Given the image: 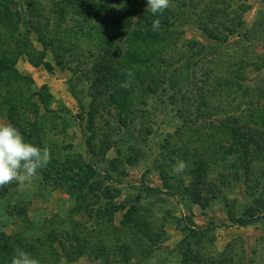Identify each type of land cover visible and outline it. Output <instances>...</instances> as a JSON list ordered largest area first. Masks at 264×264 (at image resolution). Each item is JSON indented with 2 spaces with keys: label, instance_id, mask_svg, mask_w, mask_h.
<instances>
[{
  "label": "rangeland",
  "instance_id": "1",
  "mask_svg": "<svg viewBox=\"0 0 264 264\" xmlns=\"http://www.w3.org/2000/svg\"><path fill=\"white\" fill-rule=\"evenodd\" d=\"M36 1L42 4L41 19L24 25L67 27L66 21L54 20L58 0ZM82 1V8L95 3ZM137 1L135 9L146 8L147 0ZM181 1L186 4L183 17L176 14L173 0L167 8L179 17L174 31L182 32L170 49L173 59L185 57L175 72L181 82L159 85L150 93L132 88L119 107L95 71L58 66L53 53L30 34L51 69L40 60L33 67L23 58L15 67L39 91L42 101H34L40 110L52 111L40 139L51 159L30 184L12 181L1 187L0 264H12L19 251L37 264H196V259L198 264H264V210L255 206L241 177L237 182L224 179L229 162H211L207 174L198 173L210 162L206 148L211 141L218 143L214 127L225 117L255 130V108L264 107V13L258 27L254 20L243 29L247 0H194L190 6ZM66 8L70 16L72 10ZM192 42L199 45L189 48ZM88 48L82 47L79 57L63 53V58L81 57L91 67ZM0 124H7L4 116ZM243 138L255 140V135ZM252 167L254 176L255 167L264 172L263 162ZM131 212L136 216L124 220ZM228 212L251 223L231 225ZM112 227L122 230L117 242ZM145 231L158 239L146 241L140 235ZM98 242L119 246L117 256L97 259ZM124 242L128 248L142 247L136 249L137 259L123 261L118 255L124 253Z\"/></svg>",
  "mask_w": 264,
  "mask_h": 264
},
{
  "label": "trees",
  "instance_id": "2",
  "mask_svg": "<svg viewBox=\"0 0 264 264\" xmlns=\"http://www.w3.org/2000/svg\"><path fill=\"white\" fill-rule=\"evenodd\" d=\"M173 1L178 5L176 14L183 17L185 11L181 8L186 4L181 0ZM186 1L190 6L194 0ZM41 2L49 3V0H41ZM57 3L58 8L54 13V20L66 21L68 25L64 29L60 26L56 27L59 29H48L47 27L42 29L36 25L31 27L24 25L27 20L41 19L42 7L40 5L42 4L36 0H0V116L5 117L7 124L15 126L27 141L41 146L40 139L45 134L44 126L50 120V113H52L44 106L43 110H40L34 101L35 98L42 101L39 91L34 90L33 81L28 76L19 73L15 67L18 60L23 58L33 67H37L38 60H40V64L45 69L49 71L51 69L47 63L43 62L44 53L39 55L40 51H36V47L28 39L31 33L37 35V42L44 51L48 49L53 53L58 66L67 65L69 67L73 64L82 72L93 74L95 71L97 80L106 88L105 94L110 96L111 102L116 107L125 104L123 102V97L125 100L127 97L125 92L131 91L132 88L138 92L150 93L159 85L181 82V79H177L178 74L175 72L181 69L180 63L184 62L185 57L182 56L178 61L173 59L170 57L172 54L170 49L178 45L182 32L174 31L175 21H178L179 17L170 10L165 9L163 13L158 14L161 26L159 30L154 31L152 21L155 17L147 6L143 10L135 9L133 6L138 3L137 0H95L93 6L83 8L80 5L83 3L82 0L78 3L76 0H58ZM66 6L72 10L70 16L68 13L65 14ZM102 17L107 21L106 23ZM99 18L102 21L99 20L97 24ZM42 20L48 22L49 19L42 17ZM256 26L258 27L257 24L255 28ZM201 29L205 31L204 34L208 39L216 41V38L210 36L202 26ZM47 31L49 34H46ZM83 41H86L87 46H84ZM197 45L199 44L194 42L188 44L189 48ZM82 47H90L84 51L93 60L91 67L84 66L88 62H81V57L77 59ZM203 48L201 46V49ZM63 53L77 57L70 62V60H64ZM69 91L73 97L77 98L74 86H69ZM201 93L204 94V92ZM116 98L120 99L116 100ZM249 113L250 119H254L251 116L253 112ZM230 119L225 117L223 123H218L219 126L214 127L216 134L213 133V136L218 139V143H212L210 140L206 148L210 162L203 167L204 172L198 173L201 176L207 174L205 168H208L211 162L222 164L229 162L226 165L230 172L224 179L237 182L241 177V183L255 198V206L264 210V172H260V169L255 167L254 176L252 167L254 162L255 164L263 162L264 167V107L255 108V130L246 122L238 126ZM210 132H213V128ZM246 134L255 135V140L254 138L244 140L243 137ZM258 136L261 138H256ZM249 157L251 159L247 160ZM4 192L0 187V197ZM130 209L134 210L132 207ZM132 212L126 217L124 215V220L130 218L132 220L136 216ZM228 216L231 225L247 226L251 223H242L239 218V220L233 218L229 212ZM245 217L250 218L248 214H245ZM224 227L227 226L224 225ZM111 230L114 236L113 241L117 242L116 234L122 230L115 227ZM197 232L195 230V233ZM162 233H164L163 230ZM127 234L129 235V231ZM140 235L142 238L145 237L146 241L154 240V242L159 237L158 234L152 237L148 231ZM136 243L143 245L142 247L146 245L141 241ZM142 247L128 248L124 242L120 246L124 253L118 255L122 256L123 261H131L137 259L139 252L136 249L140 250ZM118 249L119 246L98 242L99 255L96 258L105 254L113 255L115 258ZM116 262L113 261V263ZM199 262V259L195 260L196 264Z\"/></svg>",
  "mask_w": 264,
  "mask_h": 264
},
{
  "label": "clouds",
  "instance_id": "3",
  "mask_svg": "<svg viewBox=\"0 0 264 264\" xmlns=\"http://www.w3.org/2000/svg\"><path fill=\"white\" fill-rule=\"evenodd\" d=\"M170 0H147V9L153 17L152 29L159 30L161 20L158 14L169 7ZM51 156L47 148H41L27 141L12 124H0V187L16 181L20 185L30 184L38 170L46 167ZM183 167V165H181ZM12 264H37L26 252L19 251Z\"/></svg>",
  "mask_w": 264,
  "mask_h": 264
},
{
  "label": "crops",
  "instance_id": "4",
  "mask_svg": "<svg viewBox=\"0 0 264 264\" xmlns=\"http://www.w3.org/2000/svg\"><path fill=\"white\" fill-rule=\"evenodd\" d=\"M262 13H264V0H247L241 28H248L250 25H252L254 20L255 24H257V20L260 18L259 16H261Z\"/></svg>",
  "mask_w": 264,
  "mask_h": 264
}]
</instances>
